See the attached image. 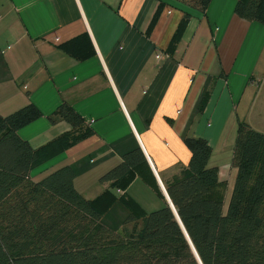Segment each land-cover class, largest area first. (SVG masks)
<instances>
[{"label":"crops","instance_id":"1","mask_svg":"<svg viewBox=\"0 0 264 264\" xmlns=\"http://www.w3.org/2000/svg\"><path fill=\"white\" fill-rule=\"evenodd\" d=\"M236 2L210 0L202 12L188 0H0V116L34 105L41 116L18 135L35 149L72 130L60 118L48 119L62 103L84 120L76 134L91 131L30 176L37 180L68 165L76 190L93 199L108 188L101 175L140 148L164 198L138 176L126 190L109 188L121 199L101 220L115 230L132 209L126 197L146 212L168 204L164 184L187 164L188 137L207 141L208 163L227 184L235 176L238 121L264 133V101L259 114L250 109L262 81L264 24L238 17ZM186 14L184 33L169 53ZM87 44L93 53L80 60L66 51Z\"/></svg>","mask_w":264,"mask_h":264},{"label":"trees","instance_id":"2","mask_svg":"<svg viewBox=\"0 0 264 264\" xmlns=\"http://www.w3.org/2000/svg\"><path fill=\"white\" fill-rule=\"evenodd\" d=\"M209 3L188 0L202 12ZM162 7L160 1L157 13ZM234 13L264 24V0H237ZM188 17L178 24L169 53ZM66 51L79 60L93 53L88 44ZM205 100L203 96L199 110ZM40 116L30 103L0 116V264H264V133L238 121L231 156L236 172L225 212L226 182L220 180L218 167L208 163L211 147L202 138L185 139L189 160L164 185L198 260L167 202L146 212L126 197L132 209L122 226L115 230L102 222L121 199L109 188L126 190L136 176L164 198L140 148L125 153L101 175L100 183H108V188L93 199L76 190L68 165L33 179V168L91 134L75 133L84 120L62 103L48 119L60 118L72 130L35 149L18 129Z\"/></svg>","mask_w":264,"mask_h":264},{"label":"rangeland","instance_id":"3","mask_svg":"<svg viewBox=\"0 0 264 264\" xmlns=\"http://www.w3.org/2000/svg\"><path fill=\"white\" fill-rule=\"evenodd\" d=\"M257 70H259V72H260L259 78L262 81H261L260 87L258 89L259 93H256L257 100H255V104L254 105H251L250 109L253 108L252 113H254V111H255L256 114H259L260 107H261L260 104H261V102L264 101V50L262 51L261 58H260V60H259V62L257 64ZM254 89L257 90L256 87ZM251 94H252L251 91H248V92L245 93V98H244L245 100L244 101L248 102L249 104L251 102L250 99L253 96V95L251 96ZM263 112H264V108H263ZM235 172H236V170L233 167L234 175H235ZM234 178H235V176L231 177V179H229L228 183L226 184V189H225V194H224V204H223V211L224 212L226 211L227 204H228V201H229V197H230V194H231V191H232V185H233V182H234ZM155 197H157V196H155ZM144 202H146V204H147V201H145V199H144ZM154 210H156V209H154Z\"/></svg>","mask_w":264,"mask_h":264},{"label":"water","instance_id":"4","mask_svg":"<svg viewBox=\"0 0 264 264\" xmlns=\"http://www.w3.org/2000/svg\"><path fill=\"white\" fill-rule=\"evenodd\" d=\"M167 197L169 198L168 195H167ZM169 199H170V198H169ZM168 205H169V207L171 208V210L173 211L174 215L176 216L177 221L180 223V225H181V227H182V229H183V231H184V233H185V235H186V237H187V239H188V241H189V243H190V245H191V247H192L193 252L195 253L197 259L199 260L197 254H196V251H195V249H194V247H193L191 241L189 240V237H188L187 233L185 232V230H184V228H183V225H182L181 222H180V219H179V217H178V215H177L176 209L174 208V206H173L171 200L168 201ZM199 263L201 264L200 260H199Z\"/></svg>","mask_w":264,"mask_h":264}]
</instances>
